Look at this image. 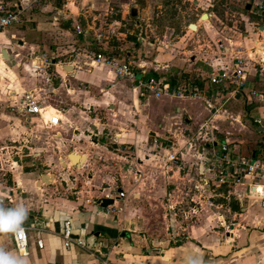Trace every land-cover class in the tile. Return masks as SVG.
<instances>
[{
    "label": "crops",
    "instance_id": "0c3cea01",
    "mask_svg": "<svg viewBox=\"0 0 264 264\" xmlns=\"http://www.w3.org/2000/svg\"><path fill=\"white\" fill-rule=\"evenodd\" d=\"M86 1L89 0H81L76 7L77 16L72 17L71 24L72 28L80 29L81 24H84L81 16L86 20L79 37L81 39L90 37L92 25L98 16L93 15L94 19L90 23L86 18L91 16L94 10H98V5L109 6V3L113 2V0H103L100 4L89 1L88 9L82 13ZM261 3L263 10L259 11L255 5ZM247 5L249 9H246ZM244 6L251 14L264 12V0H246ZM253 8L254 12L251 11ZM61 12L52 0H38L24 10V20L29 24V31L35 34L37 44H33L32 35H29V41L22 35L19 37L12 34L8 37L7 31L0 35L1 51L7 50L8 57H14L8 58L9 61L4 69L9 83L2 91V94L4 91L6 93L0 95V107L8 109L10 114L3 116L21 124V134L29 137L28 140L24 139L25 142L33 143V138H42L41 134H46L45 130L50 128L43 127L35 115L24 116L17 109L11 110L10 107L18 103L24 93H34L35 101L50 104L46 99V92L60 94L65 85L69 84L72 87L81 82L86 83L90 90H97L98 94L96 95L94 91H83L84 99L81 107L84 109L79 110L75 106L66 105L67 99L78 98L81 94L71 88L67 90V96L69 94L73 96L60 99L57 104L62 107L58 105L54 107L62 113V124L51 128L55 132V135H52L57 141L55 143L58 144L56 151L53 152L56 161L48 159L43 161L42 150L35 144L34 148L29 147L30 152L23 157L32 156L29 162L24 163L26 172H23V167L20 166L23 162L22 156L11 159V170L15 166L21 171L12 181L0 178V196H9V202L5 207L7 213L19 215L22 218L20 224L39 229V235L34 230L28 231V253L23 256L19 255L15 248L11 231L0 232V254L13 260L15 264H104V262L106 264H264V180L252 181L249 177H242L238 183H235L231 176L224 178L226 184L214 180L215 171L225 166L218 155L220 145L226 140L233 159L241 156L252 157L264 165V132L258 131L260 127L264 128V124L260 120H255V122L259 121L256 122L255 132L261 142L260 149L256 150L258 143L254 140L250 141L252 144L249 148L250 153L242 149L237 154L232 147V141L224 138L220 142L212 141L209 158L205 155V148L199 147L196 161L195 159L189 161L194 156L195 142L194 137L184 134L183 130L192 129L193 126L192 122L189 123V119H185V127L179 125V117L183 111L186 113L197 111L198 107L194 109L196 106H192L194 102L188 109L186 103L189 101L185 98H154L157 102L151 103L152 96H149L144 98L145 102L140 103L138 95L130 99L129 104L124 103L122 100L124 97L118 99L120 95L113 88L120 89L128 82H116L115 79L106 76L102 70L93 69L95 72L90 74L86 72H92V69L89 71L85 68V71H82L85 67L83 63L88 60L85 59L87 56L83 53L84 50L80 51L77 48L75 36L66 28L68 21L60 22L57 17ZM210 16L205 14L201 19L208 22ZM256 18L257 21L250 23L245 19L246 22L242 23V26L255 25L264 34V15ZM194 26L196 30L190 28L197 31L199 26ZM98 34L93 35L95 42ZM262 43L256 41L255 45L261 46ZM95 46L96 52L101 50L104 53H111L103 43L96 42ZM220 46L223 48L221 44ZM220 48L212 54L202 55L206 61L204 65H198L199 55L193 56L192 51H188L189 64L168 66L167 70L184 67L185 71L196 73L197 77L194 80L189 79L188 85L193 91L199 92L197 93L199 96L203 91L201 89L208 84L220 89L210 83V75L226 68V64L233 67L232 63L229 64L233 49ZM241 53L244 52H238V55ZM38 54L49 57L52 67L48 73L36 74L32 71L31 65L35 63L32 59L33 55ZM207 58L211 59L210 63H207ZM262 59L264 57L261 58V62ZM0 62H4L2 58ZM235 62L236 59H233L234 64ZM67 67L71 70L65 71L64 68ZM242 71L245 76L242 86L239 85L231 96L235 103L244 104L247 109H252L251 114L261 116L264 122V90H258V87L264 86V68L263 72L259 73L249 66L242 68ZM1 79L0 76V81ZM166 80L164 82L171 89L176 88L174 82V85H171ZM137 86L138 84L135 83L134 87ZM231 86L234 85L229 87ZM133 90L138 89L133 88ZM100 93L109 99L118 100L122 107L109 102L103 107ZM237 93L240 97L235 99ZM259 101L263 102V105L257 103ZM89 102L93 103L89 105ZM166 102L176 103L175 116L167 113ZM90 107L94 110L104 109L111 115L113 113L122 126L109 129L106 124L97 123L99 118L92 120L86 112ZM76 111L81 119L74 114ZM199 112L203 110L199 109ZM142 113L144 114L141 116ZM125 115L128 116L125 118ZM159 115L162 117L159 119L162 123L176 119L178 128L167 129L173 134L172 138L164 137L165 129L161 124L158 125L160 130L155 132L156 135L153 133L156 123L159 122L157 119ZM28 118H35L36 123H27ZM86 122H89V125ZM13 125L16 124H10L9 128H13ZM34 132L41 133L31 137ZM10 134L15 136L17 132L14 130ZM160 139H163L164 143ZM114 144L117 145V149L113 148ZM158 146L163 149H161L163 155L168 157L164 160L161 158L159 162L153 164L155 155L149 153ZM25 148L28 149L27 145ZM93 150H100L101 153H94ZM128 151L130 154L126 155ZM72 153L75 155L70 157ZM133 154L135 158H132L134 160L132 163L128 158ZM177 155H180L181 159H178ZM91 157L97 161L101 157L103 162L97 167V172H94V167H90L84 173L82 171L84 164ZM38 160H41V171L34 169L38 165ZM178 160L197 164L199 177L195 178L187 174L182 176V167L175 165ZM31 167L33 169H30ZM124 167L128 169L124 171ZM108 170L115 171L113 176L100 174ZM13 172H11L12 176ZM127 173L131 174L133 182L135 181L133 185L130 183V186L136 188L133 191L127 187L124 180ZM46 174L53 175L52 185L36 187L41 176ZM179 181H194V195L190 200L196 205L191 206L188 211L180 212L181 208L177 207L183 202H188L186 197L181 196L180 200L175 197L176 189L180 186ZM106 183L110 184L112 189L117 188L125 192V199H120L123 206L119 211H111L119 206V200L113 202L108 213L106 209L92 205V201L102 197V193L105 192L99 190V186ZM172 186L174 189L167 192L165 188ZM256 193L260 196L251 195ZM72 194H76L77 198ZM165 197H168L170 203L167 206L163 202ZM65 221L70 222L73 235H80L78 236L84 247L75 244L67 248L64 246L60 232ZM55 223H59V233L55 232ZM37 238L41 240L42 248L37 246Z\"/></svg>",
    "mask_w": 264,
    "mask_h": 264
},
{
    "label": "rangeland",
    "instance_id": "374dc122",
    "mask_svg": "<svg viewBox=\"0 0 264 264\" xmlns=\"http://www.w3.org/2000/svg\"><path fill=\"white\" fill-rule=\"evenodd\" d=\"M52 1L55 6L62 11L61 14L57 15V17L60 19V22L64 20L68 21L66 28H68L70 30V33L75 36V40H77V48H79L80 51L84 50L83 53L87 56V58L85 59L91 58L95 53H97V47L95 46L96 42L94 41L93 35L100 33V43H103L104 46L108 47L109 51H111L110 54L118 57L119 61L124 60L125 62H130L132 65H135L136 63L144 64V73H148L150 78H156V80H161L164 82L166 79L171 78L177 85L175 89H179L180 95H182L181 97H178L177 95L176 98H185L186 100H188L189 102L186 103L187 106H189L187 107L188 109L192 105V102H194L192 106H196L194 107V109L198 107V110L188 113L183 111V114L179 117L180 120L178 119L180 122L179 125L183 127H185V119H189V123L192 122V129L183 130L184 134L186 133V135L188 136H193L195 142L194 156L189 161H194V159L196 161L198 157L197 151L199 147L205 148V155L209 158L212 141L220 142L224 138H229L232 141V147L237 154H239L242 149H245L246 151H248V153H250L249 148L252 145L250 144V141L254 140L258 143V146L255 147L256 150L260 149L261 142L257 138L258 136L255 132V126L257 125L255 120H260L263 124L264 122L261 120V116L251 114L252 109H247L244 104H238L234 102L231 93L237 88V86L234 85L229 87L228 89H219L208 84V86L204 88L202 87L203 89L201 90L203 91H201V96H199L197 95V93L199 92L193 91L192 88L188 85L189 79L194 80L197 77L196 73L189 71L187 72L184 70V67H182L183 69L174 68L168 71L167 67L183 65V63L185 66L189 64V61L187 60L188 51H192L193 56L199 55L200 62H198V65H204L206 61L204 60V58H202V55L212 54L214 51H217V48L219 49L221 47V44L223 46V48H220L221 50L225 47L227 49L228 47L233 49L232 57L229 58V64L232 63V65L234 66L233 59H239L241 61L240 67H242L243 69L249 66L250 69L258 73L263 72V64L261 62V58L264 57V34H262L263 31L259 30L255 25L248 27L242 26V23L246 22L244 21L245 19H247V22L249 23L254 20L257 21L258 19L256 17L259 15H264V12L261 14L260 12H257V16L256 14L249 13L244 8L246 0H113V2L109 3V6L98 5V10H94L91 16L89 15L86 18L90 23V21L94 19L93 15L98 16V19H96L94 21V24L92 25L93 28L91 29L90 37L81 39L79 38L81 37V35L78 34L77 29L72 28L71 25L73 23L72 17L75 15L77 16L76 7L79 5L81 0ZM89 1L93 3H100L101 1L103 2V0ZM89 1L85 2L86 6H84V8L81 10L82 13H84L88 9L87 5L90 3ZM134 5H136L135 7L138 11V14L137 17L133 19L129 17L128 12L129 8L133 7ZM10 10L14 11L15 9L11 8ZM251 11L254 12V8ZM205 14L209 16L213 15V17L210 16L208 22L202 21L201 18ZM24 18L25 17L23 12V14L20 16L21 22L8 28V34H6V36L9 37L12 34H15L16 36L20 37V35H22L24 39L29 41V35H32V41L34 42L33 44H37L35 34L29 31V24L25 22ZM81 18L84 24H81L80 29L81 31H83L86 20L82 16ZM206 18L207 17H205V19ZM191 25H198V30L193 31L194 29L192 28V30L190 28ZM12 41L17 42L15 40ZM256 41H260L263 43L261 44V46H256ZM153 42L154 47L153 45H149ZM238 52L244 53L238 55ZM12 57L10 56L9 59H12ZM222 57L225 56L222 55ZM2 59L4 62H0V76L2 78L0 81V95L2 94L3 89H5V87H7L9 83V80L5 77L4 70L7 61L9 60L4 59L3 57ZM210 62L211 59L207 58V63ZM225 67H231V65L228 66L226 64ZM85 68L87 67H83L82 71H85ZM190 71L192 70L190 69ZM243 71L246 73L245 70ZM94 72L95 71L92 70V72L86 73L90 74ZM154 73H156V77L154 76ZM104 87L107 88L106 86ZM71 88L76 89V91L81 94L78 98L71 97L73 100L67 99V103L64 102V105L66 103L67 106H75L76 108H79V110L84 109L81 107L83 106V104H81L82 99H84L83 91H94L96 95L98 94L97 90H90V87L86 83L80 82L72 85V87L69 84H67V86L65 85L64 88L61 89L60 94L48 91L45 93V95L47 96L46 99L54 108L58 105V101L60 102L64 98L73 96L72 94H69V96H67V90ZM262 89L264 90V86L258 87L259 91H262ZM113 90L115 92L118 91L117 93L120 95L118 99H122V97H124L122 100H124V103L126 104L131 103L130 99L138 96V90L134 91L132 85L129 83H126V85L120 89L119 87H115L113 88ZM5 93L6 91H4V94ZM99 95L103 99V104L101 103L102 106L105 105L106 102H109L111 104L115 103L116 105H119L118 107H122V104L119 103L118 100L109 99V97L102 95V93H100ZM160 98L167 97L163 95ZM138 99L140 103L145 102L144 98L138 96ZM242 99H244V95H242ZM150 101L151 103H154V101L157 102L156 99H154L153 95L150 98ZM196 102L198 104H195ZM200 102L204 105H199ZM91 103L93 102H89V105ZM166 103L167 113H169V115L177 114L175 111L176 103ZM257 103L263 105V102L259 101ZM197 105L202 106V108ZM58 106L60 107L61 105ZM176 107H178V105ZM252 108H254V105L252 106ZM199 109H202L203 112H199ZM86 110V112H88V116H90L92 120L95 118H99V120H97V123L106 124V127H108L109 129H116L113 127L122 126V124L120 125L118 118L113 113L111 115L108 114V111L104 109L94 110L92 107ZM135 110L133 109V111ZM3 114H10V111L6 108L1 109L0 107V178L12 181L13 177L18 176V173L21 170L17 169V167L15 166H13L14 169L11 170L12 165L10 164V161L14 157H25V155L30 152L29 147H35L34 144L42 150L43 161L47 159L56 161V157L53 152L56 151V147H58V144L55 143L57 141H55L52 136L55 135L54 130H45L46 134L42 133L41 135L43 136L40 139H37V137L33 138V143L25 142L24 139H26L27 137L21 134V124H17L13 120L11 121L8 117L6 118L5 116H3ZM74 114L77 117L79 116L77 111ZM143 114L144 113H142L141 116ZM126 116L128 115H125V118ZM189 117H191L192 119L190 120ZM35 118H28L27 123H36ZM79 118L81 119L80 116ZM160 118H162L161 115L157 117L158 120ZM175 122V118L170 119L165 123H162L161 120H159V122L156 123V126L154 127L153 133L160 130L158 125L161 124L165 129L163 132L164 137L172 138L173 134L168 130H170V128L174 130L178 128V125H176ZM86 123L87 125H89V122ZM10 124L16 125H13V128H9ZM14 130L17 132L15 136L10 134ZM40 133L41 132H34L31 137H34ZM20 134L21 136L19 137ZM163 139L160 140L164 143ZM26 145L28 149L25 148ZM164 145L165 144H163V146ZM161 149L162 148L158 146L154 147V149L150 151V155H155L153 158V164L159 162V159L161 160V158H163L164 160V158L166 159V157H168V155H163V149ZM251 149L254 150V148ZM92 152L99 153L100 150H93ZM127 154H130L129 151L128 153H126V155ZM133 157L135 158V154L130 155V157L128 158V160H131L132 163L134 162V160L132 159ZM177 157L178 159H181L180 155H177ZM99 158L100 159L97 161L91 157L84 164L82 171L85 173V170L89 169L90 167H94V172H97V167H99L100 163L103 162L101 160L102 158ZM31 159L32 156H27V158H24L22 160L23 162L20 163V166L23 167V172H26L27 169L24 166V163L29 162ZM139 159L144 160L140 157ZM178 161L179 162L175 165L182 167V176L187 174L191 177H199L200 171H198L197 164L186 163L185 160ZM37 162L38 165H36L34 169H38L41 171V160H38ZM30 169L33 168L31 167ZM127 169L124 167V171ZM10 171H15L13 172V176ZM114 173V170L100 172L101 175L105 174L108 176H113ZM131 176V174L127 173L124 180L127 183V187H129V189L133 191L136 188L134 186H130V183L131 185H133L134 183L132 180L133 177ZM176 177H178V175H176ZM188 180H190V178ZM178 183L180 184V186L178 187V189H176L175 197L179 200L181 199V196L186 197L188 199V202H183L177 207L181 208L180 212H182V210L188 211L191 206L196 205V203L191 202L190 200L191 196L194 195V181H179ZM165 189L167 190V192H170V190H173L174 187H167ZM113 190L115 193L118 189L114 188ZM74 197L76 196L74 195ZM119 202V206L117 208H113L111 211H119V209L123 206L122 200H119ZM163 202L165 206L170 204L168 201V197H165L163 199Z\"/></svg>",
    "mask_w": 264,
    "mask_h": 264
},
{
    "label": "built area",
    "instance_id": "2783aa9c",
    "mask_svg": "<svg viewBox=\"0 0 264 264\" xmlns=\"http://www.w3.org/2000/svg\"><path fill=\"white\" fill-rule=\"evenodd\" d=\"M38 0H0V35L5 33L8 28L12 27L21 22L20 16L23 14L24 10L32 3H36ZM257 10L262 11L263 5L256 4ZM14 8V11L10 9ZM78 34H81V29L77 28ZM101 35L96 36V42L100 44ZM0 48V58H2ZM103 50V49H102ZM35 63L31 65V69L34 73H48L52 64L47 55H33L32 58ZM264 68V59H262ZM84 66L90 71L102 70L106 76L111 77L116 80V82L123 81L132 84L133 88L138 89V95L141 98H146L152 96L154 98H160L161 96L166 97H181L179 89H170L168 84L161 80H156V78H144V64L136 63L132 65L130 62H125L124 60L119 61L118 57L113 54L104 53L99 51L94 54L93 57L88 58L85 61ZM241 61L236 59L233 67H227L220 69L216 73H212L209 77L211 84L218 86L222 89H227L230 85L242 86V81L245 79L242 67H240ZM138 81V86L134 87L135 83ZM12 111L17 109L21 115L31 116L35 115L40 120L43 127L47 129L59 127L62 124V113L53 108L49 103L44 104L40 101H35L34 93H24L18 103H14L10 107ZM257 122V121H256ZM259 123V121L257 122ZM219 160L224 167L219 168L214 173V180L218 183H225L224 178L231 176L235 183H238L242 177H249L252 181L262 179L264 180V165L252 157L241 156L239 158L233 159L229 150V143L227 140L220 145L219 148ZM117 191V190H116ZM104 199H113L114 202L125 199V192H115L114 190L105 191L102 193ZM77 198V195L74 194ZM260 196L258 193L251 194ZM264 200V195H263ZM9 202V196H0V215H7L5 209L6 203ZM108 206L106 208H111ZM34 230L36 234L39 235V229L25 227L19 224L15 231H11L12 239L15 248L19 255H27L28 253V231ZM79 235V234H78ZM80 236V235H79ZM73 239V232L71 224L69 221H65L62 225L60 232V237L63 241L64 246L67 248L71 244H75L79 247H84V243L81 242L80 238ZM37 246L42 248V242L37 238ZM106 264V262H104Z\"/></svg>",
    "mask_w": 264,
    "mask_h": 264
},
{
    "label": "water",
    "instance_id": "95a60500",
    "mask_svg": "<svg viewBox=\"0 0 264 264\" xmlns=\"http://www.w3.org/2000/svg\"><path fill=\"white\" fill-rule=\"evenodd\" d=\"M246 9H249V5L246 6ZM133 15H135V9H133ZM193 26H190V27H192L193 29H195V26L194 27ZM2 54H3L4 59H7L8 60L9 57H8L7 51L6 50H3L2 51ZM53 63H55V62L53 61ZM64 70L65 71L71 70V68L70 67H67V69L64 68ZM137 84L138 83L136 82V85ZM239 97H240V94L237 93L236 96H235V99H238ZM258 131L259 132H261V131L264 132V128H261L260 127L258 129ZM115 139H116V137H115ZM113 146H114L113 148L117 149V145L116 144H114ZM72 155H75V154H73V153L70 154V157ZM52 182H53V175L52 174L42 175L41 178H40V180L36 183V187L39 188L40 185L49 186V185L52 184ZM117 192H121V190H118ZM113 202H114L113 199L97 198V199H94L92 201V205L93 206H96V207H100L101 209H106L108 206H111L113 204ZM54 229H55V232L56 233H59L60 232L59 223H55L54 224ZM76 238H78V235H73V239H76Z\"/></svg>",
    "mask_w": 264,
    "mask_h": 264
},
{
    "label": "clouds",
    "instance_id": "9594fccd",
    "mask_svg": "<svg viewBox=\"0 0 264 264\" xmlns=\"http://www.w3.org/2000/svg\"><path fill=\"white\" fill-rule=\"evenodd\" d=\"M21 222L22 218L16 214L0 215V232L15 231ZM0 264H15V262L0 254Z\"/></svg>",
    "mask_w": 264,
    "mask_h": 264
},
{
    "label": "flooded vegetation",
    "instance_id": "af4514ba",
    "mask_svg": "<svg viewBox=\"0 0 264 264\" xmlns=\"http://www.w3.org/2000/svg\"><path fill=\"white\" fill-rule=\"evenodd\" d=\"M159 4H160V3H159ZM135 8H136V7H135ZM135 8H134V7H130V8H129V12H128V13H129V17H130V18H133V19H134L135 17H137V10H136ZM133 9H135V15H133ZM128 13H127V14H128ZM122 17H123V16H122ZM122 20H123V19H122ZM139 43H141V42H139ZM149 45H151V46L153 45V46H154V42H153L152 44H149ZM20 158H21V157H20ZM22 159H24V158L22 157ZM134 182H135V181H134ZM99 190H101V191H110V190H113V189H112V186H111L110 184H107V183H106V184H104L103 186L100 185V186H99Z\"/></svg>",
    "mask_w": 264,
    "mask_h": 264
},
{
    "label": "trees",
    "instance_id": "16d2710c",
    "mask_svg": "<svg viewBox=\"0 0 264 264\" xmlns=\"http://www.w3.org/2000/svg\"><path fill=\"white\" fill-rule=\"evenodd\" d=\"M154 76L156 77L157 75L154 73ZM144 78H150V76L149 75H144ZM166 81L170 82L171 85H174V83H173L174 81L171 78H168Z\"/></svg>",
    "mask_w": 264,
    "mask_h": 264
},
{
    "label": "bare ground",
    "instance_id": "6f19581e",
    "mask_svg": "<svg viewBox=\"0 0 264 264\" xmlns=\"http://www.w3.org/2000/svg\"><path fill=\"white\" fill-rule=\"evenodd\" d=\"M194 30H196V27H195V29Z\"/></svg>",
    "mask_w": 264,
    "mask_h": 264
}]
</instances>
